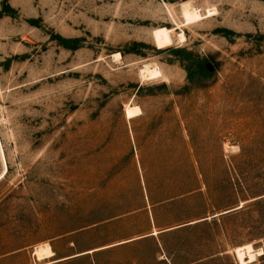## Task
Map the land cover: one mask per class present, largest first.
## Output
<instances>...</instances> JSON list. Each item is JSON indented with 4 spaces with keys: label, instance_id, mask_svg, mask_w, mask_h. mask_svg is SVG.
Returning a JSON list of instances; mask_svg holds the SVG:
<instances>
[{
    "label": "rangeland",
    "instance_id": "obj_1",
    "mask_svg": "<svg viewBox=\"0 0 264 264\" xmlns=\"http://www.w3.org/2000/svg\"><path fill=\"white\" fill-rule=\"evenodd\" d=\"M147 235L54 264H264V0H0V264Z\"/></svg>",
    "mask_w": 264,
    "mask_h": 264
},
{
    "label": "bare ground",
    "instance_id": "obj_2",
    "mask_svg": "<svg viewBox=\"0 0 264 264\" xmlns=\"http://www.w3.org/2000/svg\"><path fill=\"white\" fill-rule=\"evenodd\" d=\"M183 17L189 23H194L200 19L198 12H196V10L194 9H189V8L183 9ZM181 39L182 40L185 39V36L182 35ZM161 76H162V71L158 67L145 66V68L142 70V77L144 79H156ZM125 115L127 120H131L142 115V110L139 106H133L131 104H128L125 108ZM35 251H36V256L38 257L39 260L51 258L54 256V252L50 246H39Z\"/></svg>",
    "mask_w": 264,
    "mask_h": 264
},
{
    "label": "crops",
    "instance_id": "obj_3",
    "mask_svg": "<svg viewBox=\"0 0 264 264\" xmlns=\"http://www.w3.org/2000/svg\"><path fill=\"white\" fill-rule=\"evenodd\" d=\"M148 237L149 236L147 235V236H142V237H139V238H134V239H130V240H127V241L119 242V243H116V244H113V245H110V246H105V247L98 248V249H95V250H92V251H88V252H84V253H81V254H77L75 256L63 258L61 260H55L54 262L52 261V264L58 263L60 261L67 260V259L72 260V259H75V258H78V257H81V256H85L87 254H95V255L107 254V253H110L111 250L114 249V248L121 247V246H124V245H127V244H132V243L137 242V241L145 240ZM108 249H111V250H108ZM54 255H55V253H54ZM93 264H98L95 259H94V263Z\"/></svg>",
    "mask_w": 264,
    "mask_h": 264
}]
</instances>
